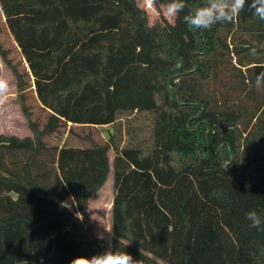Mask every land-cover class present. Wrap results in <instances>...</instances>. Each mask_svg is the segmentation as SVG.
Wrapping results in <instances>:
<instances>
[{
    "label": "trees",
    "instance_id": "trees-1",
    "mask_svg": "<svg viewBox=\"0 0 264 264\" xmlns=\"http://www.w3.org/2000/svg\"><path fill=\"white\" fill-rule=\"evenodd\" d=\"M185 3L173 24L150 25L135 0H0L28 70L1 43L0 60L31 133L0 135V264L103 252L87 213L110 174L116 250L141 264H264V231L246 218L264 220V27L239 29L262 22L247 0L230 23L190 28L184 16L205 0ZM225 62L252 109L203 89ZM30 88L47 113L42 125L26 104ZM131 113L148 115L150 132L122 148L115 135L84 148L44 141L64 126H114Z\"/></svg>",
    "mask_w": 264,
    "mask_h": 264
},
{
    "label": "rangeland",
    "instance_id": "rangeland-1",
    "mask_svg": "<svg viewBox=\"0 0 264 264\" xmlns=\"http://www.w3.org/2000/svg\"><path fill=\"white\" fill-rule=\"evenodd\" d=\"M138 6L143 9L147 16L149 24L152 25L158 21H166L169 24H173L174 20L169 19L165 12V6L155 7L149 0H135ZM264 27V21L261 25L253 26H243L239 27L240 30L244 31H256L258 28ZM237 37L239 39L246 40L249 44L254 43L255 39L249 37L247 34L238 33ZM0 43L3 49L7 50L9 55L8 59L12 64L17 66L19 72H26L27 66L21 56L19 49L11 37L2 14L0 13ZM251 57H253L251 55ZM259 60L264 59V54L260 57L257 56ZM228 61V60H226ZM232 63H235V58L232 57ZM235 71L231 64L224 63L219 65L217 70L216 78H211L203 85V89H208L212 91L219 101L224 98L223 95L227 94V99L229 98V104H237L241 100L243 101V96L239 90V86L236 83ZM0 77L8 80L10 85V92L8 94V99L4 104H0V135L5 136H17L19 138L31 137V133L28 129V125L20 111V108L16 102V81L11 71L4 65L0 60ZM30 79V78H29ZM30 88L27 90V101L30 112L32 113V119L37 123L42 125L45 122L47 113L41 109L39 102L36 99V95ZM258 94L261 92L260 86L257 87ZM258 99V98H257ZM243 101V105L246 104L249 109L254 107L253 103H248ZM150 123H152L151 118L145 114L131 113V114H121L118 121L114 126H79V125H68L60 128L56 134L52 136H47L44 141L49 147H72V148H84L88 147L90 141H94L99 144H104L107 142L112 135L116 136V141L119 142V147L122 148L131 139L134 140L136 136L139 138H144L149 135ZM131 136V137H130ZM110 162L114 157V153L110 151L108 153ZM113 198L112 192V175L110 174L105 185L102 187L101 191L93 195L89 199L87 219L92 224L94 236L98 238L100 234L104 235V241L106 242V247L110 241V206Z\"/></svg>",
    "mask_w": 264,
    "mask_h": 264
},
{
    "label": "clouds",
    "instance_id": "clouds-1",
    "mask_svg": "<svg viewBox=\"0 0 264 264\" xmlns=\"http://www.w3.org/2000/svg\"><path fill=\"white\" fill-rule=\"evenodd\" d=\"M149 2L154 3V0H149ZM246 2L247 0H205L203 6L196 8L193 12L184 16V22L194 29H210L218 22L230 23L244 10ZM185 7V0H169L165 6V12L169 19L174 20L179 13L183 12ZM250 8L253 10L255 16L264 21V0H252ZM179 66L177 64V67ZM262 83H264V70L256 74L257 86ZM9 92L10 85L8 80L0 77V104H4L7 101ZM82 218L80 214V218L78 219ZM246 218L250 221V227L264 231V220L255 211L248 212ZM104 238L103 234L98 236V239L103 240ZM70 264H141V261L135 260L126 251L116 250L109 241L103 252L91 257L78 256L73 258Z\"/></svg>",
    "mask_w": 264,
    "mask_h": 264
},
{
    "label": "crops",
    "instance_id": "crops-1",
    "mask_svg": "<svg viewBox=\"0 0 264 264\" xmlns=\"http://www.w3.org/2000/svg\"><path fill=\"white\" fill-rule=\"evenodd\" d=\"M100 191H101V190H100ZM100 191H99V192H100ZM99 192H98V193H99ZM98 193H96V194H98ZM96 194H94V195H96Z\"/></svg>",
    "mask_w": 264,
    "mask_h": 264
}]
</instances>
